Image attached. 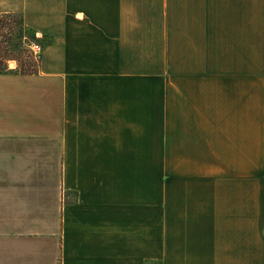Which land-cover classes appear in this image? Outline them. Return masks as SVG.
<instances>
[{
    "label": "crops",
    "instance_id": "0c3cea01",
    "mask_svg": "<svg viewBox=\"0 0 264 264\" xmlns=\"http://www.w3.org/2000/svg\"><path fill=\"white\" fill-rule=\"evenodd\" d=\"M42 44L0 73V264H264V0H0Z\"/></svg>",
    "mask_w": 264,
    "mask_h": 264
},
{
    "label": "trees",
    "instance_id": "16d2710c",
    "mask_svg": "<svg viewBox=\"0 0 264 264\" xmlns=\"http://www.w3.org/2000/svg\"><path fill=\"white\" fill-rule=\"evenodd\" d=\"M18 15L20 20L18 25L12 27L6 19L8 16ZM36 31L27 26L18 13H0V73L12 72L8 64L11 60H17L16 56L20 53H26L30 56L27 50V45L32 41H38L41 38L36 37ZM48 43V41H47ZM36 70H21V73H32Z\"/></svg>",
    "mask_w": 264,
    "mask_h": 264
},
{
    "label": "rangeland",
    "instance_id": "374dc122",
    "mask_svg": "<svg viewBox=\"0 0 264 264\" xmlns=\"http://www.w3.org/2000/svg\"><path fill=\"white\" fill-rule=\"evenodd\" d=\"M5 21H7L9 23V25H11L12 27L18 25V22L20 20L18 15H12V16H8L6 17V19H4ZM36 37H38L36 35ZM48 40V38L43 37L38 41H34L38 44H43L44 42H46ZM27 50L29 51V48L27 47ZM30 53V52H29ZM31 56V54H30ZM17 60H11L9 61V68L12 69L15 72H20L21 70H36L37 66H38V61H35L32 56L29 57L26 55V53H20L19 55L16 56Z\"/></svg>",
    "mask_w": 264,
    "mask_h": 264
},
{
    "label": "built area",
    "instance_id": "2783aa9c",
    "mask_svg": "<svg viewBox=\"0 0 264 264\" xmlns=\"http://www.w3.org/2000/svg\"><path fill=\"white\" fill-rule=\"evenodd\" d=\"M27 47L29 48V52H30L32 58L35 61H39V57H40L42 49H43L42 45L32 41L27 45Z\"/></svg>",
    "mask_w": 264,
    "mask_h": 264
}]
</instances>
